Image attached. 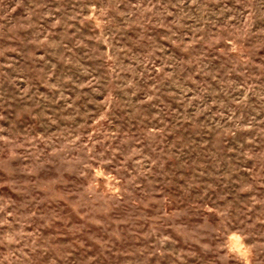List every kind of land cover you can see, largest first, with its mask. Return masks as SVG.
<instances>
[{"label": "rangeland", "instance_id": "1", "mask_svg": "<svg viewBox=\"0 0 264 264\" xmlns=\"http://www.w3.org/2000/svg\"><path fill=\"white\" fill-rule=\"evenodd\" d=\"M0 264H264V0H0Z\"/></svg>", "mask_w": 264, "mask_h": 264}]
</instances>
